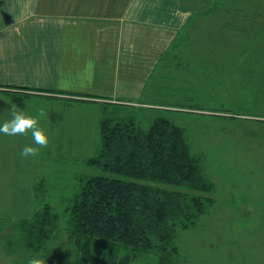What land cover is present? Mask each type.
Instances as JSON below:
<instances>
[{
    "label": "rangeland",
    "instance_id": "obj_1",
    "mask_svg": "<svg viewBox=\"0 0 264 264\" xmlns=\"http://www.w3.org/2000/svg\"><path fill=\"white\" fill-rule=\"evenodd\" d=\"M184 5L190 17L181 30L179 56L164 73V90L154 88L133 105L143 128L159 112L183 126L193 149L206 155L205 168L216 184L211 213L197 228L178 232L180 264H264V0H184ZM40 103L47 112V101ZM157 103L176 106L165 111ZM84 108L87 114L71 113V123L81 130L58 128L56 133L66 135L48 136L47 148L34 157H21L16 142L0 137V165L8 161L10 173L19 177L15 185H0V264L28 262L4 246L14 221L30 218L49 202L63 223L65 199L80 190L81 174L94 171L86 159L100 148L95 124L101 105ZM42 130L48 135L47 116ZM8 149L17 153L4 152ZM234 209L238 213L224 218ZM52 246L75 259L65 231Z\"/></svg>",
    "mask_w": 264,
    "mask_h": 264
},
{
    "label": "trees",
    "instance_id": "obj_2",
    "mask_svg": "<svg viewBox=\"0 0 264 264\" xmlns=\"http://www.w3.org/2000/svg\"><path fill=\"white\" fill-rule=\"evenodd\" d=\"M23 89L4 91L24 105L29 90ZM84 97L74 99L96 101ZM100 105V148L86 159L94 171L81 174L80 190L65 199L64 222L44 203L30 218L11 224L8 254L26 262L38 256L46 264H180L178 232L197 228L217 202L206 155L193 149L186 129L164 112L143 128L134 104L104 99ZM156 106L171 111L176 105ZM64 231L75 259L52 246Z\"/></svg>",
    "mask_w": 264,
    "mask_h": 264
},
{
    "label": "crops",
    "instance_id": "obj_3",
    "mask_svg": "<svg viewBox=\"0 0 264 264\" xmlns=\"http://www.w3.org/2000/svg\"><path fill=\"white\" fill-rule=\"evenodd\" d=\"M185 12L184 0H0V126L13 104L36 116L44 99L47 136H64L55 131L82 129L71 123V113L87 114L88 103L122 99L135 105L154 88L164 90V73L179 56L190 17ZM20 88L36 95L18 105L4 89ZM84 95L96 101L74 99ZM0 137L21 150L35 146L31 132ZM11 151L17 153L4 152ZM6 164L0 165V185H15L19 177ZM232 212L238 213L229 210L224 218Z\"/></svg>",
    "mask_w": 264,
    "mask_h": 264
},
{
    "label": "clouds",
    "instance_id": "obj_4",
    "mask_svg": "<svg viewBox=\"0 0 264 264\" xmlns=\"http://www.w3.org/2000/svg\"><path fill=\"white\" fill-rule=\"evenodd\" d=\"M9 114L11 118L4 121L2 126H0V133L7 136H16L27 135L31 132L34 144L38 146H25L19 153L21 157H34L39 154L41 148H47L49 143L48 136L38 126L39 119L48 115L45 109H39L36 116H33L25 113L24 111H17L16 105L13 104ZM27 264H46V261L37 256L30 258Z\"/></svg>",
    "mask_w": 264,
    "mask_h": 264
}]
</instances>
